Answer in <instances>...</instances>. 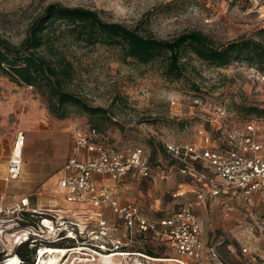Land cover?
<instances>
[{
	"label": "rangeland",
	"instance_id": "obj_1",
	"mask_svg": "<svg viewBox=\"0 0 264 264\" xmlns=\"http://www.w3.org/2000/svg\"><path fill=\"white\" fill-rule=\"evenodd\" d=\"M50 4L90 9L104 21L121 23L144 36L158 39H172L198 30L220 45L239 39H252L264 45V10L251 8L244 0H0V38L20 44L32 23ZM63 28L61 25V33L54 35L58 36L54 48L72 64L73 79L65 85L66 91L106 113L104 117L90 118L78 108L67 106L66 117L57 118L49 112L45 95L34 87L29 90L0 75V168L5 170L14 137L18 131H24L21 123L29 122V115L38 120L42 118L41 124L47 131L45 137L36 138L29 147L43 166L42 177L36 183H25L24 179L30 176L29 173L25 175L26 141L21 174L7 185L0 181V253L9 262L13 260L6 256L15 255L17 264L21 262L16 254L18 246L30 240L19 241L26 226L21 225L25 221L20 214L24 212L15 211L14 204L21 197L35 195L30 197V204L37 208L42 201L37 195L49 199L56 197L54 182L75 126H97L107 142L120 151L142 148L150 156L151 164L165 171L171 162L164 143L196 145L207 138L209 147L218 146V135L212 131L210 117L203 107L194 105L195 100L206 106H223L231 114L232 125L247 121L264 123V113L250 110H264V86L250 78L245 62L215 68L188 55L183 60L182 77L170 80L163 75L161 59L148 64L125 60L118 48L102 44L84 46L68 37ZM172 101L175 106L171 105ZM65 126L70 128L66 137L62 132ZM24 132L27 138V130ZM126 180L120 188L122 196L135 200L149 218L167 216L193 197L189 191L194 183L176 174L167 180L159 179L156 174L146 180ZM177 191L186 193L173 198L172 194ZM207 199L206 206L197 210L196 215L206 245L217 252L218 263L204 261L202 264H264L263 214L254 210L256 230L249 234L244 228L246 222L241 205L225 218L221 214L220 200ZM46 209H37L36 223H40L41 218L50 219L51 214ZM48 231L37 229L31 236L39 240L34 249L35 264L40 250L58 243L55 231ZM59 243L64 248L75 245L69 241ZM131 246L134 251L153 252L149 264H179L174 251L149 236H137ZM243 246L247 248L246 253L242 252ZM85 253L89 252H69L57 264H123L114 256L89 262L84 260ZM43 258L47 260L48 257L44 255Z\"/></svg>",
	"mask_w": 264,
	"mask_h": 264
},
{
	"label": "built area",
	"instance_id": "obj_2",
	"mask_svg": "<svg viewBox=\"0 0 264 264\" xmlns=\"http://www.w3.org/2000/svg\"><path fill=\"white\" fill-rule=\"evenodd\" d=\"M244 1L251 8L264 10V0ZM249 73L253 81L264 86V69L249 68ZM26 88L33 89L31 86ZM193 103L208 113L212 131L218 135V146L209 147L207 138L196 145L164 143L171 162L165 171L152 165L150 156L142 148L120 151L89 124L75 130L71 154L62 166L64 175L58 188L65 203L99 210L95 224L79 217L41 218L40 223L25 227L19 241L30 240V244H35L39 240L31 236L35 230L45 228L48 233V230L55 231L58 242L75 243L63 249L67 253L88 251L84 255L86 261L115 255L123 264H149L153 258L131 249L137 236H149L174 251L179 264L218 263L215 248L207 246L204 240L197 210L206 206L209 197L220 200L221 214L228 218L239 204L246 222L245 230L249 234L255 232L254 210H259L264 217V123L247 121L232 125L231 114L223 106H206L200 100ZM171 105L175 106V102ZM24 143V132L18 131L6 166L10 180L21 174ZM153 174L161 180H167L173 174L188 178L194 183L189 191L193 197L173 213L158 218L147 217L135 203H120L116 199L117 184L127 178L150 179ZM106 178L114 185L104 182ZM184 193L177 191L172 197L179 198ZM15 211L38 213L29 208L27 199L21 200ZM241 249L243 253L247 252L246 247Z\"/></svg>",
	"mask_w": 264,
	"mask_h": 264
},
{
	"label": "trees",
	"instance_id": "obj_3",
	"mask_svg": "<svg viewBox=\"0 0 264 264\" xmlns=\"http://www.w3.org/2000/svg\"><path fill=\"white\" fill-rule=\"evenodd\" d=\"M61 25L64 26L62 31L73 41L88 47L102 44L118 48L125 60L148 64L161 59L164 63L163 75L170 80L182 77L183 60L188 55L215 68L245 62L249 68L264 69V45L252 39H239L220 45L198 30L184 32L172 39H158L144 36L135 28L121 23L104 21L96 11L90 9L50 4L32 23L28 35L20 44L15 45L0 38V75L19 85L34 87L45 95L49 112L57 118L66 117L67 106L78 108L90 118L104 117L106 113L102 108L92 107L66 91L65 85L73 79L72 64L54 48V41L58 37L54 35L61 33ZM250 110L264 113V110L256 108ZM90 126L101 133L97 126ZM20 215L25 221L21 223L22 226L36 224L34 214L24 212ZM49 245V248L64 249L59 242ZM36 246L37 243L30 242L18 246L16 254L21 260L20 264H35ZM136 251L154 257L151 251ZM2 254L0 264H17L15 255L6 256L13 260L9 262L3 259Z\"/></svg>",
	"mask_w": 264,
	"mask_h": 264
},
{
	"label": "crops",
	"instance_id": "obj_4",
	"mask_svg": "<svg viewBox=\"0 0 264 264\" xmlns=\"http://www.w3.org/2000/svg\"><path fill=\"white\" fill-rule=\"evenodd\" d=\"M7 107L10 108V105H7ZM7 109V108H6ZM31 117L30 121L27 123H21V127L24 128V131L27 130V138L25 135V143H24V147L26 144V150H25V156H26V160L27 163L25 165V169L27 170L25 172V175H27L28 173L30 174V176L28 178H25L24 180L26 181L25 183L27 184H32V183H36L39 179V177H42V168L43 166H41L37 161H39L38 156H36V154L34 153V151L29 148L32 144V142L36 139V138H40L42 139L43 137H45L47 135V131L46 129L44 130L43 126H42V118L41 119H37V118H33L34 115H29ZM1 122V121H0ZM78 128H80V125L75 126V128L72 130L71 134H70V143H67V146L65 148L67 155L62 163H65V161L67 160L68 156H70L71 154V150H72V136L75 132V130H77ZM22 131V132H24ZM70 128H67V126L62 127V132H63V136H67L69 134ZM25 133V132H24ZM0 137H2L1 133H0ZM15 138V137H14ZM11 149L9 150L8 156H7V161L9 158V154H10ZM7 154V153H6ZM23 155H24V150H23ZM23 165V164H22ZM7 166V163H6ZM62 166L60 167V169L58 170V173L56 175V179L54 182V194L56 195L55 198L53 199H49L47 197H43L40 195H37L39 197L42 198V201L39 203L37 208L31 207L30 204V197L31 196H35V195H31L29 197H21L17 202H15L14 207L20 203L21 200L23 199H27L29 202V208L31 210H37L40 208H47L46 211L51 214V216L53 215H59V216H64L66 218H75V217H79V218H83L86 222L91 223V224H95V219H97V215L99 213V210L93 209L89 206H84V205H78V204H67L64 202L63 200V195L61 194V192L59 191L58 188V183L60 181V179L63 177L64 173L62 172ZM39 169L41 171H39ZM5 171V174H4ZM40 172V173H39ZM4 175V176H3ZM130 181H134L133 179H129ZM146 180V179H145ZM0 181H3L5 183V185L8 184L9 180L7 178V172H6V168L4 170V168H0ZM104 182H106L109 186H113V182L109 179H104ZM127 182V180H123L122 182H120L119 184H117L115 186V197L116 199L120 202V203H125V202H132L135 203L137 205V207L139 208V210L144 214V211L141 209L140 205L136 203L135 200L129 199L127 197L122 196L121 192H120V188L124 185L122 183ZM24 183V184H25ZM182 184L179 183L178 187H181ZM16 197V195H14ZM49 202V203H48ZM47 203V204H46ZM43 205H45L46 207H42ZM49 208V209H48Z\"/></svg>",
	"mask_w": 264,
	"mask_h": 264
},
{
	"label": "bare ground",
	"instance_id": "obj_5",
	"mask_svg": "<svg viewBox=\"0 0 264 264\" xmlns=\"http://www.w3.org/2000/svg\"><path fill=\"white\" fill-rule=\"evenodd\" d=\"M66 254H67V251L63 249L44 248L40 250L39 258L36 264H57L61 260V257H64ZM44 255H47L48 257L47 260H44L43 258ZM111 257L113 258V256ZM108 259H111V258H108Z\"/></svg>",
	"mask_w": 264,
	"mask_h": 264
}]
</instances>
